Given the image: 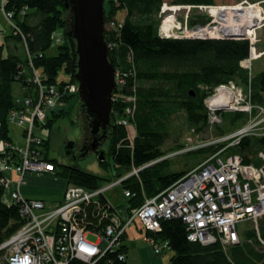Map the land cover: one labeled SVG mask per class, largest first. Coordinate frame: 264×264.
Returning <instances> with one entry per match:
<instances>
[{
  "label": "trees",
  "instance_id": "obj_1",
  "mask_svg": "<svg viewBox=\"0 0 264 264\" xmlns=\"http://www.w3.org/2000/svg\"><path fill=\"white\" fill-rule=\"evenodd\" d=\"M264 1V0H256ZM165 0H105V41L115 71L121 72L124 81L114 96L111 123L104 160L99 161L103 173L95 174L80 166L64 164L50 157L51 129L66 117L79 103L78 95H65L71 99L67 108L52 112L44 127L49 135L43 137L44 158L53 164L51 179H61L65 186L77 185L88 190L123 179L119 185L129 191L125 210L130 213L146 198H152L168 189L187 172L207 158L218 154L222 158L237 155L244 164L264 166L259 157L264 154V135L244 137L237 145L230 141L200 145L183 154L178 161L179 169H173L172 160L166 158L164 147L171 138L179 139L173 120L179 112L185 115L188 126L195 133L210 132L215 128L221 139L243 126L248 115L240 111H218L223 125L210 123V113L205 100L214 90L230 82L249 88L248 99L256 106H264V70L250 78L240 62L249 55V42L231 39H167L159 36L157 15ZM172 4L215 5L216 0H171ZM4 9L12 12L18 34L11 29L0 37V141L14 143L10 135L9 113L18 107L16 99L34 91L29 81L32 68L48 85L76 84L71 70V50L65 35L70 28L71 17L64 0H5ZM125 12L119 21L117 13ZM113 22L111 26L110 23ZM206 19L191 17L189 24H203ZM60 31L62 41L57 44L55 55H48ZM4 32L0 27V33ZM8 43L21 44L23 49L4 50ZM62 72L65 78L59 79ZM19 93L15 94V86ZM131 97L134 102L127 101ZM135 105L133 114L128 107ZM126 121L133 134L122 124ZM92 123L88 119L84 124ZM87 130V129H86ZM231 130H234L230 132ZM21 138V135H20ZM22 140V139H21ZM183 150L177 143L171 151ZM9 152L10 149L6 148ZM17 157V154L11 152ZM189 156L188 158H184ZM108 160H111L109 162ZM137 170V173H133ZM2 174L0 173V179ZM59 181V180H58ZM5 187L0 183V244L14 234L24 218L17 203L3 201ZM100 205H99V204ZM77 214V221L90 229H102L109 223V214L119 209L107 197L84 204ZM107 217L105 218V214ZM166 240L173 252L168 264H264V216L258 221V231L251 228L242 235L240 242L226 248L217 241L209 245L187 239L186 226L180 218L161 220L160 230L151 234ZM125 238V236H124ZM117 249L107 251L96 264H125L119 255L125 253L123 240Z\"/></svg>",
  "mask_w": 264,
  "mask_h": 264
},
{
  "label": "built area",
  "instance_id": "obj_2",
  "mask_svg": "<svg viewBox=\"0 0 264 264\" xmlns=\"http://www.w3.org/2000/svg\"><path fill=\"white\" fill-rule=\"evenodd\" d=\"M4 2L2 0L1 5L4 18L14 33L18 34L14 15L4 9ZM261 4V1H242L233 5H182L187 6L188 10L196 7L205 10L211 20L205 25H190L188 13L184 21L168 18L159 25L158 34L167 39L246 40L249 42V55L240 62V66L250 72L252 61L264 54L255 52L258 41L256 31L264 26ZM167 7L163 3L161 12ZM233 9L242 10L238 16L240 20H245L253 13L259 15L253 34L248 30L234 31L230 27L231 23L237 24L236 16L230 14ZM30 74L29 81L36 88L26 96L18 97V107L8 116L10 125L19 128L24 144L2 141L3 147L0 148V183L4 185L5 191L15 184L10 199L12 203L20 205L24 218V224L0 244V264H96L107 251L120 247L127 231L136 224L143 231L142 240L152 247L156 255H162L171 250L169 242L151 234L160 230L161 220L171 218H180L186 226L187 239L202 245L219 241L226 248L238 244V226L242 223H254L258 231V221L264 216V166L244 164L237 155L222 158L215 154L207 158L168 189L155 197L146 198L130 213L125 208L110 213L109 223L102 229L82 226L77 221V214L84 204L97 201L99 196L119 185L123 179L94 190L67 185L60 201L53 207L40 199L24 198L20 188L28 176H43L54 170L53 164L44 158V146L41 143L46 135L38 131L46 129L44 122L49 114L69 106L71 99L64 101L62 97L78 95L77 84L48 85L42 82V76L35 69L32 68ZM115 79L117 87L123 84V75L118 70L115 71ZM222 91L232 93L234 100L230 109L246 113L248 120L233 133L222 137L221 142L230 141L229 145H237L244 137L263 136L264 106L253 105L248 96H242V92L236 90L233 82L218 86L214 94L218 96ZM126 100L134 102L131 97ZM212 106L209 107L210 123H219L215 110L218 106ZM134 109L135 105L128 107L127 113L133 114ZM122 124L130 127L126 121H122ZM6 148L10 151L7 152ZM11 152L16 153L17 157L12 156ZM259 157L264 161L263 153ZM12 172L17 175L16 181L9 176ZM133 173H137V170ZM124 194L125 197L130 196L129 191H124ZM89 235L96 237V242L88 241ZM260 242L264 247V241L260 239ZM125 259L126 254L119 255V260Z\"/></svg>",
  "mask_w": 264,
  "mask_h": 264
},
{
  "label": "rangeland",
  "instance_id": "obj_3",
  "mask_svg": "<svg viewBox=\"0 0 264 264\" xmlns=\"http://www.w3.org/2000/svg\"><path fill=\"white\" fill-rule=\"evenodd\" d=\"M165 1L168 7L163 12H161V8H160V11L157 15V18L160 19L159 25L161 23L163 24V21L168 18L175 19L176 21H184L185 15L187 13L189 14L188 21L190 20L191 17L193 18L200 17L201 19L205 18L206 19L205 23L211 20V17H209L208 13L203 9L196 7V8H191L190 10H188V7L182 6V4H172L170 3L171 0H165ZM242 1H248L249 3L259 2L256 0H216V3H217L216 5H231V4L233 5V4H238ZM261 2H262L261 5L264 9V1H261ZM1 5H2V0H0V9H1ZM67 15L71 17L70 11L67 12ZM124 16H125V12L120 11L117 13L116 17L119 21H121L124 18ZM205 23L203 24L205 25ZM0 27L5 31V34L11 31V25L5 18H3V21H1ZM249 33L253 34V29ZM256 36H257L258 41H257V44L255 45V52L258 54V53L264 52V26L256 31ZM60 41H62V35L60 34V31H59L58 34H56L55 36L53 46L47 52L48 55L56 54L57 52L56 47H57V44L60 43ZM19 45L21 49H23V46L21 44ZM4 55H7V48H5L4 50ZM262 70H264V54H262L258 58H255L252 61L251 71L250 72L248 71L250 78H253L256 74H258ZM62 78H65V76L62 72H60L59 79H62ZM235 87L237 91L240 90L242 92V96H247L249 94V88H246L244 85L235 84ZM18 93H19V86L16 85L15 94H18ZM214 93H215V90H214ZM214 93L210 96L213 100L210 99L208 103H206V100H208L209 97L205 100V105L208 111H209V107H213L212 104L210 106V103H214L215 102L214 98L217 97V95H215ZM218 107L220 108L217 109ZM218 107L216 109L214 107V109L217 112L218 111H233V109H230L231 105L228 107H223V106H218ZM75 114H76V109L74 108L66 117L59 119L51 129L50 157L55 158L59 162L64 163V164H69V159L64 153L66 139H74L75 137H78L80 133H83V135H85L86 133V129L84 128V125H82V127L80 126V122L76 120L77 116ZM218 118H219L218 124L222 126L223 125L222 118L220 117ZM173 126H174V129L180 134L179 139L178 140H176L175 138L170 139V142H168L166 146L164 147V150L167 152V154L166 156L162 157L160 160L166 159V158L170 159V161L172 160L173 169H176V170L180 168L178 165V161L180 157L183 156L184 153L190 150L196 149L197 146H200V145L218 144L222 141L221 139L219 140L218 136H216L215 128H213L210 132H204V133H198V134L193 132L187 124L185 115L181 112L175 115L174 120H173ZM127 127L129 129L130 135H132L134 133L133 128L129 126ZM79 129L82 130V132H80ZM232 131L234 130H231L230 132ZM38 133L42 135H49L48 134L49 131L47 129L39 130ZM10 135L13 137L14 142L17 145L24 144L23 140H21L20 138L19 128H17L16 126L10 125ZM177 143L183 145V150L181 151L178 150L179 152L171 151V147H173V145ZM2 147H3V142L0 141V148ZM106 148H107V142H104L103 144L99 146L100 152L105 151ZM188 157L189 156H186L184 158H188ZM108 161L111 162V160H108ZM78 162H79L78 165L85 170H88L95 174L103 173L101 171V168L99 167V159L94 154H88L85 157L80 158ZM53 180H59V182L62 183V180L59 178L53 179ZM59 185L60 184L55 183V182H49V184L47 183L45 185L43 183H40L39 187H40V191H44L46 194L52 195L53 193L58 194V191L60 192ZM7 194H8V189H6L5 191V195ZM105 196L107 197L109 202L114 207L119 208V209L125 208L126 197L124 194V189L121 187V185H117L107 190L105 192ZM46 204L48 206L53 207L57 203L53 204L51 200V201L46 202ZM254 226H255L254 223H242L238 226V230L240 234L242 235V233H244L245 231L251 228H254ZM87 240L94 243L96 242V237L89 235L87 237ZM169 256L167 258H169Z\"/></svg>",
  "mask_w": 264,
  "mask_h": 264
},
{
  "label": "water",
  "instance_id": "obj_4",
  "mask_svg": "<svg viewBox=\"0 0 264 264\" xmlns=\"http://www.w3.org/2000/svg\"><path fill=\"white\" fill-rule=\"evenodd\" d=\"M71 14L65 35L71 50L72 75L78 85V105L92 118L97 131L112 128L111 111L118 92L115 69L105 41V0H64ZM73 141L65 146L70 156ZM99 161L104 153L99 152Z\"/></svg>",
  "mask_w": 264,
  "mask_h": 264
},
{
  "label": "crops",
  "instance_id": "obj_5",
  "mask_svg": "<svg viewBox=\"0 0 264 264\" xmlns=\"http://www.w3.org/2000/svg\"><path fill=\"white\" fill-rule=\"evenodd\" d=\"M2 11L0 9V24L3 21ZM2 29V28H1ZM5 34V31L0 33V37L2 38ZM7 49L10 47L13 48L16 52H21L22 49L20 45H16L15 43H8ZM13 181L17 180L16 173L12 172L9 174ZM49 182H55L60 184L58 194L53 193L52 195L46 194L44 191H40V183L49 184ZM65 185L63 182H59L58 180H53L49 177V174H45L43 176H35L30 175L26 179V183L21 186L20 194L27 199H40L45 203L52 200V203H58L62 197ZM15 190V184H12L8 189V194L4 195L3 201L6 204H12L10 199V194ZM143 231L141 227L136 224L134 227L130 228L123 240V244L125 247L126 259L125 264H168L169 259L172 257L173 252L167 251L162 255H156L152 249V247L145 241L142 240ZM170 255V256H169ZM169 256V258H167Z\"/></svg>",
  "mask_w": 264,
  "mask_h": 264
},
{
  "label": "flooded vegetation",
  "instance_id": "obj_6",
  "mask_svg": "<svg viewBox=\"0 0 264 264\" xmlns=\"http://www.w3.org/2000/svg\"><path fill=\"white\" fill-rule=\"evenodd\" d=\"M76 109V120L80 122V126L84 125L88 119L90 118V115L83 110L79 105L75 108ZM85 128V127H84ZM87 129L85 135L83 133H80L78 137H75L74 139H66L65 146L69 141H73V151L70 154V156H66L69 159V164L74 166H79L78 160L80 158L85 157L88 154H94L98 157V154L100 152L99 146L103 144L104 142H107L108 139V133L110 132L111 128H109L106 132H103L101 130H96L93 128L91 123L87 124ZM80 130V129H79ZM82 132V130H80ZM64 153H65V147H64Z\"/></svg>",
  "mask_w": 264,
  "mask_h": 264
},
{
  "label": "bare ground",
  "instance_id": "obj_7",
  "mask_svg": "<svg viewBox=\"0 0 264 264\" xmlns=\"http://www.w3.org/2000/svg\"><path fill=\"white\" fill-rule=\"evenodd\" d=\"M230 11H231L230 14H234L236 16V19H237V21H235V22H237V24H234V23L230 24V27L234 31H238L239 30V31H243L244 32V31L248 30L249 32H251L253 27L255 25H257V21L259 19V15L258 14L255 15V13H253V14L248 15L245 20L244 19L240 20V19H238V16H239V12L242 11V10L233 9V10H230ZM220 19H221V17H220ZM228 20H230V16L228 17ZM228 26H229V24H228ZM233 100H234V96L232 95V93L230 91H222V92H220V94L217 97L214 98L215 102L212 103V104L215 105V106L228 107V106H230L232 104Z\"/></svg>",
  "mask_w": 264,
  "mask_h": 264
}]
</instances>
